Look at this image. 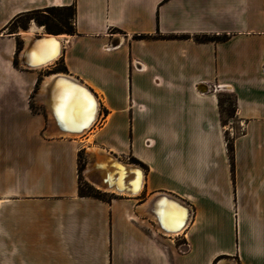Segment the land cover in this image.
Returning <instances> with one entry per match:
<instances>
[{
  "label": "crops",
  "instance_id": "crops-1",
  "mask_svg": "<svg viewBox=\"0 0 264 264\" xmlns=\"http://www.w3.org/2000/svg\"><path fill=\"white\" fill-rule=\"evenodd\" d=\"M72 5L58 63L23 67L29 29L49 33L18 21ZM55 74L99 102L82 140L44 104ZM227 92L244 124L234 169ZM95 145L144 171L139 195H79V154ZM158 194L190 210L179 235L145 211ZM0 264H264V0H0Z\"/></svg>",
  "mask_w": 264,
  "mask_h": 264
},
{
  "label": "water",
  "instance_id": "water-1",
  "mask_svg": "<svg viewBox=\"0 0 264 264\" xmlns=\"http://www.w3.org/2000/svg\"><path fill=\"white\" fill-rule=\"evenodd\" d=\"M48 35V34H46ZM46 35H43L39 38H31L29 39L26 47L23 50V53L21 55V63L22 66L27 68V69H35V67H40L45 65L46 63H50L51 61H53L52 59H54V54L56 52H58V49L54 46L55 43H57L54 38L52 37H46ZM50 35V34H49ZM55 41V43H54ZM61 79H54L47 87L46 90V95L45 98L43 99L44 104L45 101L48 99L52 100L53 102H58L57 98L59 97L57 95V92L59 91H53L54 85H56L55 83H57L56 81L62 82L61 87L59 88L61 94L63 93V90H67L71 93H74V101L76 102L75 104L73 102H71L70 99H67V95L64 92L63 95H61L60 98H62V104L63 106H65L66 110L68 111L65 112L67 113V117L66 115H64L63 111H61V109L59 110L60 114L53 111L52 110V105L47 106L48 111L51 112L58 131L60 133H81L79 132H71L68 131L65 125L66 122H69V120L71 119V115L74 116V114H78L79 111H81V101L76 97L75 93H78L79 95H81V97L83 95H89L91 96V100L96 101L95 99V95L88 90L87 87H84L82 85V83H77L74 82L73 80H61ZM66 81V82H65ZM64 88V89H63ZM59 99V98H58ZM47 103V101H46ZM65 110V111H66ZM84 111V110H83ZM76 121L81 122V119H78ZM87 126L84 125L83 127ZM65 127V128H64ZM86 128V127H85ZM84 128V129H85ZM87 129V128H86ZM111 157V158H110ZM103 158H107L108 162H109V170L108 168H98V166L95 165V163L93 164V168L96 171H103V172H108L107 177H106V182H105V178L102 177V179H104L105 185H107L108 189H112L114 187H116L117 191H119L121 194L127 193L133 195H138V191L140 189V185L142 184L143 181V174H142V169L139 168L138 166L132 165L131 166H124L122 165L117 159L113 158L112 155H108V154H103ZM120 163V164H117ZM97 167V168H96ZM108 171H107V170ZM130 178V180H129ZM130 196V195H128ZM161 201H163L161 203ZM162 204V208L165 209H169L168 214H166V211L164 210H158V206L159 204ZM171 211V212H170ZM179 211V212H178ZM178 212V213H176ZM182 212L183 217L185 218L187 215H190V210L188 208H186L185 206H183V204H180L179 201H177L175 198L168 196L166 194H158L156 196H154L148 206H147V213L148 216L151 219H155L157 220L158 224L157 226L159 227V229L161 230H166L167 232H169L170 234H175V233H179L178 231H180V229H182V226L179 228L178 227H171L169 226V224H165V219H169L170 216H172L171 218H175L179 215V213ZM170 214V215H169ZM168 215V217H167ZM166 217V218H165ZM171 219V220H172ZM170 222H173V220Z\"/></svg>",
  "mask_w": 264,
  "mask_h": 264
},
{
  "label": "bare ground",
  "instance_id": "bare-ground-1",
  "mask_svg": "<svg viewBox=\"0 0 264 264\" xmlns=\"http://www.w3.org/2000/svg\"><path fill=\"white\" fill-rule=\"evenodd\" d=\"M36 30H37V27L35 26V25H33L30 29H29V31H28V33L30 34V37L31 38H36V37H34L33 36V33L34 32H36ZM47 34V33H46ZM30 37L28 38V41H29V39H30ZM46 37H53L54 38V40L57 42V43H55V41H54V46L58 49V52H56L55 54H54V59H52L53 61H51L50 63H46L45 65H43V66H40V67H35V69H42V68H44V67H47V66H50L51 64H53L54 62H56V61H58L59 59H60V57L62 56V52H63V42H62V40H61V38H59L58 36H55V35H46ZM54 77V79H61L62 81L63 80H73L74 82H77V83H80L81 84V82H79L78 80L76 81V79H74V78H72V77H70V76H66V75H63V74H55V75H52L51 77H50V79H48L46 82H45V84H44V88H45V85L48 83V81H50L51 80V82L54 80H52V78ZM64 82V81H63ZM66 82V81H65ZM83 85V84H82ZM84 87H86L85 85H83ZM53 88V91L55 92L56 90L57 91H59V92H57V95L59 96L58 98H57V100H58V102H53L52 100H46L47 101V105L48 106H50V105H52V110L53 111H55L56 113H57V111H58V113L60 114V112H59V110L61 109V111H63L64 113V115H66V117H67V113H68V111L66 110V108H65V106H63V104H62V98H60L61 97V95H63L64 94V92L66 93V95H67V99H70L71 100V102H73L74 104L76 103L75 101H74V99H75V97H74V93H71L70 92V90L69 91H65V90H63V93L61 94V92H60V90H59V88H54V87H52ZM64 89V88H63ZM89 90V89H88ZM45 94V93H44ZM75 95H76V97L81 101L80 103H81V108H83V109H81V111H79V113L77 114H74V116L73 115H71V119L69 120V122H66L65 123V125H66V127L67 128H65V129H67L68 131H71V132H81V133H58V134H60V135H63V136H66V137H74V138H79V137H82L83 135H85L86 133H88L89 131H91L92 129H93V127L96 125V123L98 122V119H99V114H100V106H99V102H98V100L96 99V97H95V99H96V101H92L91 100V96H89V95H83L82 97H81V95H79L78 93H75ZM46 101H45V104H46ZM48 109H49V107H48ZM66 110V111H65ZM84 110V111H83ZM50 112V111H49ZM48 112V113H49ZM65 112H67V113H65ZM50 114H51V112H50ZM49 115V114H48ZM51 118H52V120H53V122H54V124H55V127L57 128V125H56V122H55V120H54V118H53V116H52V114H51V116H50ZM78 119H81L82 121L81 122H79V121H76V120H78ZM86 123H87V126H85V127H83L84 125H86ZM55 128V129H56ZM85 128V129H84ZM58 129V128H57ZM58 132V131H57ZM94 161H91L90 162V165L88 166V169L86 170V174L88 175V178L89 179H93L92 180V182L94 183V185H96L98 188H101V189H103V190H105V191H107V192H113V193H115L114 195H121V193L119 192V191H117V189H116V187H114V188H112V189H108V187H107V185H105V182L107 181L106 180V177H107V174H108V172H103V171H96V170H94V168H93V164L95 163V165L96 166H98V168L100 169V168H108V170H109V162H108V160H107V158L105 159V158H103V154H108V155H112L113 156V158H115V159H117L122 165H124V166H131V167H133L132 165H131V163H126L122 158L121 159H119L116 155H114V154H111V153H109V152H98V150H97V152L96 151H94ZM111 158V157H110ZM93 162V163H92ZM125 162V163H124ZM120 163H118L117 162V164H120ZM97 168V167H96ZM107 170V169H106ZM107 170V171H108ZM93 171H94V173H93ZM142 174H143V181H142V184L140 185L141 187H140V189H139V191H138V195L140 194V192H141V190H142V188H143V185H144V171L142 170ZM102 177L103 178H105V182H104V179H102ZM129 180H130V178H129ZM91 181V180H90ZM92 183V184H93ZM112 194V193H111ZM123 195H127V193H124ZM128 195H130V196H132L131 194H128ZM133 196H136V195H133ZM163 201H161V203H162ZM159 204V203H158ZM146 209V208H145ZM165 208H162V204H159V206H158V210H164ZM169 209H165L164 211H166V214H168V211ZM145 211H147V210H145ZM170 215V214H169ZM167 217H168V215H167ZM172 216H170L169 217V219H165V224H169V226H171V227H178L180 224V226H179V228L182 226V229H180V231H178L179 233H175V234H177V235H179L185 228H186V226H187V224H188V222H189V220H190V215H187L186 217H185V220H183V222H181V223H175V222H170V220L172 219L171 218ZM166 218V217H165ZM157 224H158V222H157V220H155V219H153ZM173 220V219H172ZM171 220V221H172ZM174 221V220H173ZM173 223H175V224H173ZM159 228V227H158ZM161 230V229H160ZM161 231H164V233L166 232L167 234H170L169 232H167L166 230H161ZM170 235H172V234H170Z\"/></svg>",
  "mask_w": 264,
  "mask_h": 264
},
{
  "label": "trees",
  "instance_id": "trees-1",
  "mask_svg": "<svg viewBox=\"0 0 264 264\" xmlns=\"http://www.w3.org/2000/svg\"><path fill=\"white\" fill-rule=\"evenodd\" d=\"M46 12L48 13L47 15H44L43 20H38V24L40 26H44L46 31L49 34L53 35H60V34H70L73 35L75 33V28H74V18H75V6H68V7H62V8H47L45 9ZM39 11H35L33 13H37ZM30 16V15H29ZM203 41H220V38H208L204 37L202 39ZM20 48V47H19ZM234 98V107L231 108L230 106L227 107V104L229 105V101L225 100L222 96L219 99V105L221 109V114H222V120L224 125H226V121L224 120V116L227 115L228 117H233L234 114L237 116V106H236V99ZM224 106L225 109H224ZM229 138V134L227 137V145H228V150L230 153V158L232 161V168L234 169V139ZM89 190V189H88ZM79 195L81 197H94L97 199L104 200L103 196L97 192H89L85 193L83 190V187L81 183H79Z\"/></svg>",
  "mask_w": 264,
  "mask_h": 264
},
{
  "label": "rangeland",
  "instance_id": "rangeland-1",
  "mask_svg": "<svg viewBox=\"0 0 264 264\" xmlns=\"http://www.w3.org/2000/svg\"><path fill=\"white\" fill-rule=\"evenodd\" d=\"M48 13L46 12V10H43V11H39L37 13H32L30 16H26L22 19H20L18 21L19 25H16L13 30H18L17 32L19 33H22L27 29L28 25H30L32 22H34L36 25L40 26L38 24V20H43L44 19V15H47ZM37 27V26H36ZM40 27H43L45 29L44 26H40ZM65 34V33H64ZM23 48V45L20 46V50ZM58 63V61L55 62V64ZM53 66H49V68H51ZM48 69V68H47ZM40 93L38 94V97H39ZM225 100H228L229 101V105L227 104V107L230 106L231 108L234 107V98H233V95L230 94L229 92L227 93H224V96H222ZM226 106H224V109H225ZM36 108V107H35ZM37 109V108H36ZM224 120L226 121V126H228V128H232V131H236L237 134L239 135L240 134V130H241V127L239 126V123L236 119V114H234V116L231 118V117H228L227 115L224 116ZM240 128V129H239ZM229 134V132H228ZM51 136H58L56 134H53L52 131H51ZM61 136V135H60ZM84 136L80 137V138H71V137H67V138H70V139H77V140H82ZM230 140H231V137L229 136ZM228 138V139H229ZM89 144H92V143H89ZM96 145L94 146V148H92L90 151L92 153H94V151L97 152V150H100L101 148H99ZM93 154H90L87 150L85 152H81L79 154V158H78V162H79V178H80V183L83 187V190L85 193H89V192H97L99 194H101L103 196V198L105 200H108V199H111V198H115V195L114 194H111V193H108L107 191L101 189V188H98L96 185H94V183L92 182L93 179H89L88 178V175L86 174V170L88 169V166L90 165V162H91V156ZM126 163H131L133 165H136L132 160L130 159H127V161H125ZM91 180V181H90ZM93 183V184H92ZM89 189V190H88ZM123 196V195H122Z\"/></svg>",
  "mask_w": 264,
  "mask_h": 264
},
{
  "label": "built area",
  "instance_id": "built-area-1",
  "mask_svg": "<svg viewBox=\"0 0 264 264\" xmlns=\"http://www.w3.org/2000/svg\"><path fill=\"white\" fill-rule=\"evenodd\" d=\"M221 89L219 88L218 89V91H220ZM240 126H241V130H240V134L241 133H243L244 132V124H241L240 123ZM238 134H237V132L234 130V131H232V129L231 130H229V136L232 138V139H234V137L235 136H237ZM133 165V164H132ZM123 195V194H122ZM126 196V195H125Z\"/></svg>",
  "mask_w": 264,
  "mask_h": 264
}]
</instances>
